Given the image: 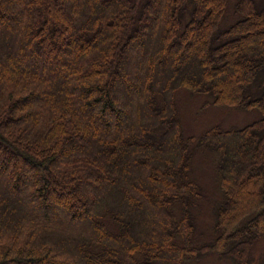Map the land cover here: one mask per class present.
Masks as SVG:
<instances>
[{
	"label": "trees",
	"instance_id": "trees-1",
	"mask_svg": "<svg viewBox=\"0 0 264 264\" xmlns=\"http://www.w3.org/2000/svg\"><path fill=\"white\" fill-rule=\"evenodd\" d=\"M263 3L237 0L222 26L228 0H0V264L248 263L264 238ZM179 90L260 119L186 137ZM193 146L218 156L213 242Z\"/></svg>",
	"mask_w": 264,
	"mask_h": 264
},
{
	"label": "rangeland",
	"instance_id": "rangeland-1",
	"mask_svg": "<svg viewBox=\"0 0 264 264\" xmlns=\"http://www.w3.org/2000/svg\"><path fill=\"white\" fill-rule=\"evenodd\" d=\"M236 1L228 0L226 15L223 22H221L222 26H229L234 22L235 14L232 15V10ZM51 85L52 87L57 86L55 83ZM207 99L210 98L204 95H192L185 90H179L176 93L178 115L184 136L198 137L214 126L227 131L240 129L260 119L259 112L256 109L243 110L214 106ZM217 163L218 156L215 152L207 148L196 149L195 146L192 147L191 177L202 192V197L198 202L200 211L196 222V230L200 236V241L205 243L214 240L215 209L223 199L216 173ZM248 255V263L246 264H264V238L252 244ZM186 264L238 263L230 257H219L214 253H209Z\"/></svg>",
	"mask_w": 264,
	"mask_h": 264
}]
</instances>
